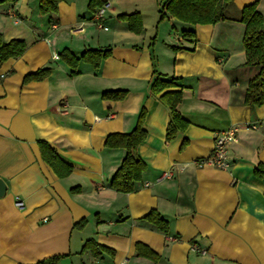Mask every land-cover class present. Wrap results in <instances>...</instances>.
Masks as SVG:
<instances>
[{
    "label": "crops",
    "instance_id": "obj_1",
    "mask_svg": "<svg viewBox=\"0 0 264 264\" xmlns=\"http://www.w3.org/2000/svg\"><path fill=\"white\" fill-rule=\"evenodd\" d=\"M101 1L107 8L97 21L100 9L92 13L90 0H62L49 16L39 0H0V34L28 46L0 68V179L8 186L0 199V264L53 257H63L57 264H264V177L255 173L264 166V105L245 106L260 67L245 66L239 21L256 2L264 17V0H234L229 19L215 26L160 21L166 0ZM134 13L142 15L141 34L118 19ZM187 31L196 37L184 38ZM108 49L99 69L82 62L77 75L61 57ZM154 63L163 75L182 78L178 109L191 126L172 142L169 110L150 93ZM42 69L51 76L25 83ZM120 89L125 100L102 99ZM143 108L147 138L136 155L147 170L124 195L110 183L127 152L106 144L133 132ZM230 129L237 137L228 146L230 168L197 166ZM41 142L72 167L69 176L42 159ZM170 171L174 177L162 179ZM153 211L169 223L168 234L145 220ZM89 241L105 251L85 250ZM138 243L160 260L141 257Z\"/></svg>",
    "mask_w": 264,
    "mask_h": 264
},
{
    "label": "trees",
    "instance_id": "obj_2",
    "mask_svg": "<svg viewBox=\"0 0 264 264\" xmlns=\"http://www.w3.org/2000/svg\"><path fill=\"white\" fill-rule=\"evenodd\" d=\"M62 0H39L40 12L43 16L58 14L59 4ZM234 3V0H166L160 11V21L169 17L182 23L199 25H216L227 21V11ZM107 3L101 0H90L89 10L94 13L97 9L103 8ZM119 20L128 23L130 31L141 34L144 30L143 19L140 13L131 15H121ZM240 23L246 26L243 40L246 67H260L259 74L249 83L245 106L261 107L264 105V17L258 10V2L243 8L240 16ZM184 38H195L194 31L183 32ZM26 42L13 40L7 43L0 34V68L11 59L21 58L27 51ZM173 51L180 48L171 47ZM111 56V49L108 50H89L80 57H75L69 51L61 54L62 59L73 69V75H77L76 69L79 64L84 62L99 69L102 63ZM51 76L50 69H42L25 78V83L40 82ZM2 81L0 76V82ZM182 78L176 76H165L156 69L154 63V74L150 83V93L152 96H160L161 101L167 106L170 113V123L167 129L166 140L174 141L178 135L184 134L189 128L190 123L185 120L178 107L184 99L183 90H176ZM128 92L125 90L106 91L102 95L103 100L123 101ZM147 110L143 108L140 112L136 128L129 134H114L109 136L106 146L110 149H124L126 157L112 180L111 186L119 193L131 194L135 192V183L142 179L147 167L144 162L136 155L138 147L146 140L147 132L144 128L147 118ZM188 145L187 139L181 149L184 150ZM40 149L42 159L55 169L61 177L65 178L72 173V167L65 164L58 154L48 144L41 142ZM257 177H264V166L258 165L255 171ZM146 221L154 224L160 231L169 232V223L162 216L153 211L146 218ZM86 221L80 224L83 227ZM96 249L105 251V248L98 246L94 241L86 243L85 250ZM137 251L141 257L151 259L155 262L160 260V256L148 246L138 243ZM63 257H53L37 264H57Z\"/></svg>",
    "mask_w": 264,
    "mask_h": 264
},
{
    "label": "built area",
    "instance_id": "obj_3",
    "mask_svg": "<svg viewBox=\"0 0 264 264\" xmlns=\"http://www.w3.org/2000/svg\"><path fill=\"white\" fill-rule=\"evenodd\" d=\"M106 8H107V4L98 11L96 15L97 21H100L104 17V11ZM100 28H104V27H102L100 24ZM105 30H107V28H105ZM235 142H237V137H236V131L234 129L221 132L216 136L214 149L210 157L205 160L196 161L195 162L196 165L200 167L209 166L221 170L229 169L230 160H229L228 146L230 143H235ZM173 177L174 174L173 172L170 171V172H166L163 175L162 179H172ZM16 205L20 209L24 208V204L19 198L17 200Z\"/></svg>",
    "mask_w": 264,
    "mask_h": 264
},
{
    "label": "water",
    "instance_id": "obj_4",
    "mask_svg": "<svg viewBox=\"0 0 264 264\" xmlns=\"http://www.w3.org/2000/svg\"><path fill=\"white\" fill-rule=\"evenodd\" d=\"M8 186L6 183L0 179V199L4 198L7 193Z\"/></svg>",
    "mask_w": 264,
    "mask_h": 264
}]
</instances>
